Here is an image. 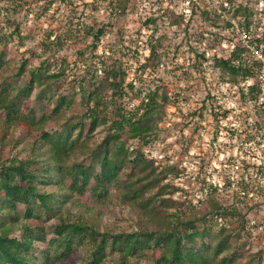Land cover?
Returning <instances> with one entry per match:
<instances>
[{"label":"trees","instance_id":"trees-1","mask_svg":"<svg viewBox=\"0 0 264 264\" xmlns=\"http://www.w3.org/2000/svg\"><path fill=\"white\" fill-rule=\"evenodd\" d=\"M246 10L237 7L232 15L244 16L247 39ZM181 20L183 15L171 23ZM86 32L94 51L104 30ZM10 39L0 28V146L5 131L12 151L20 145L15 131L30 136L35 127L41 129L23 142V158L0 160V193L5 192L0 194V264H68L76 252H81L79 264H234L240 259L259 264L260 254L244 249L246 226L235 205H224L210 186L207 209L187 215L170 197L179 188L164 183L168 173L177 174L175 168L160 169L144 154L171 103L165 87L145 92L125 84L121 63L103 56L85 64L79 79L68 75L75 65L65 58L53 64L44 59L28 75L23 60L8 74ZM56 45L63 46L60 40ZM247 52L236 44L229 58H214L213 67L231 83L255 78L258 64L246 61ZM156 56L150 44L142 71L154 66ZM259 93L258 85L248 87L251 99ZM32 95L36 111L23 110ZM131 95L139 103L128 108L125 99ZM241 187L244 193L247 188ZM113 192L140 214L134 231L114 232L101 221ZM76 195H85L90 207Z\"/></svg>","mask_w":264,"mask_h":264},{"label":"rangeland","instance_id":"rangeland-1","mask_svg":"<svg viewBox=\"0 0 264 264\" xmlns=\"http://www.w3.org/2000/svg\"><path fill=\"white\" fill-rule=\"evenodd\" d=\"M240 6L247 8L245 40L244 16L232 15ZM179 15L183 20L172 24ZM88 27L104 30L94 51ZM0 28L11 36L5 48L8 74L23 60L28 61L24 68L28 75L44 59L53 64L65 58L75 65L68 75L79 79L85 64L103 56L121 63L125 84L145 92L165 87L171 103L165 107L155 142L143 149L144 154L160 169L175 168L177 174L168 173L164 183L179 188L170 197L182 203L187 215L206 210L209 187H216L217 198L235 205L244 219V249L260 254L259 264H264V0H0ZM150 44L156 46L157 56L154 66L142 71ZM236 44L248 51L246 61L258 66L255 78L231 83L214 69L213 59L229 58ZM251 85L260 87L256 100L247 96ZM33 95L23 110L37 109ZM125 102L128 108L139 103L133 95ZM40 129L35 127L30 136L15 131L20 145L12 151L5 131L0 160L23 158V142ZM115 195L102 209L101 221L114 232L134 231L140 214ZM74 198L91 205L85 195ZM80 258L81 252H76L67 263L79 264ZM245 260L234 264H246Z\"/></svg>","mask_w":264,"mask_h":264},{"label":"built area","instance_id":"built-area-1","mask_svg":"<svg viewBox=\"0 0 264 264\" xmlns=\"http://www.w3.org/2000/svg\"><path fill=\"white\" fill-rule=\"evenodd\" d=\"M244 34V33H243ZM243 38H244V40L246 39V36L245 35H243Z\"/></svg>","mask_w":264,"mask_h":264}]
</instances>
